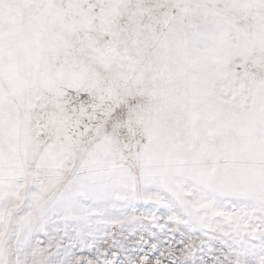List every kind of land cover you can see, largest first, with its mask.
<instances>
[{
  "label": "snow or ice",
  "instance_id": "snow-or-ice-1",
  "mask_svg": "<svg viewBox=\"0 0 264 264\" xmlns=\"http://www.w3.org/2000/svg\"><path fill=\"white\" fill-rule=\"evenodd\" d=\"M0 264H264V0H0Z\"/></svg>",
  "mask_w": 264,
  "mask_h": 264
}]
</instances>
